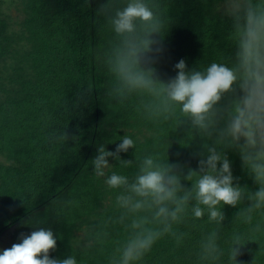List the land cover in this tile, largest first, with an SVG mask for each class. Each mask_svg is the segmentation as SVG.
Wrapping results in <instances>:
<instances>
[{
	"label": "trees",
	"instance_id": "16d2710c",
	"mask_svg": "<svg viewBox=\"0 0 264 264\" xmlns=\"http://www.w3.org/2000/svg\"><path fill=\"white\" fill-rule=\"evenodd\" d=\"M227 1L146 0L165 24L156 37L162 52L148 65L158 80L174 78L180 60L188 70L235 63L234 12L238 9L242 18L249 4L264 0H236L230 9ZM126 3L0 0V252L21 243L22 233L45 228L57 240L50 258L110 264L128 233L118 224L106 227L118 215V191L105 181L112 172L132 176L136 169L109 158L105 177H96L91 160L101 144L114 152L126 135L135 147L120 153L121 159L158 154L180 164L185 174L188 168L198 170L204 141L191 133L189 121L178 109L164 113L162 96L124 90L111 70L121 38L114 35L110 18ZM232 99L233 93L225 94L217 107L226 113ZM64 131L69 140L62 138ZM226 155L234 185L258 190L239 153L230 149ZM247 204L245 199L237 207L225 205L221 225L210 223L207 214L195 219L189 212L173 227L179 240L162 236L136 264H211L201 260L200 245L213 231L224 252L216 264H230L234 233L247 242L239 264H264V211L248 225L239 215ZM257 223L261 228L254 232ZM96 235L100 242L87 247Z\"/></svg>",
	"mask_w": 264,
	"mask_h": 264
},
{
	"label": "clouds",
	"instance_id": "9594fccd",
	"mask_svg": "<svg viewBox=\"0 0 264 264\" xmlns=\"http://www.w3.org/2000/svg\"><path fill=\"white\" fill-rule=\"evenodd\" d=\"M235 2L229 0L228 5L234 6ZM238 11L234 12L237 18L232 28L235 63L229 66L213 62L204 70H188L185 61L180 60L175 65L176 76L166 83L156 78L154 67L148 66L155 62L154 55L162 52L156 37L165 32V24L153 8L146 0H127L111 16V29L121 38V49L111 70L122 88L162 96V111L172 113L178 109L189 121L191 133L204 141V151L199 153L198 170L188 168L185 174L180 164L169 162L168 156L121 159L120 153L135 147L126 135L114 152L103 144L97 146V155L91 160L96 177H105V170L111 166L109 158L123 168L134 165L136 169L132 176L112 172L105 181L110 189L118 191V215L109 218L106 227L118 224L128 233L110 264H136L162 236L177 237L173 227L189 212L195 219L207 214L210 223L221 225L225 219L222 208L237 207L247 199V207L239 215L251 225L254 214L264 211V3L249 4L242 18ZM227 93H233V99L225 113L217 106ZM62 138L70 137L64 131ZM230 149L239 153L258 190L250 192L234 185L226 155ZM182 181L189 182L190 187ZM260 228L257 223L252 231L259 232ZM107 234L105 231L104 236ZM20 239L21 243L0 252V264H77L74 256L50 258L49 253L57 246L51 229L22 233ZM96 242H100L98 235L89 240L87 247ZM246 243L240 233L233 234L228 248L230 264H239L237 257ZM223 255L217 233L210 232L200 245L201 260L216 264Z\"/></svg>",
	"mask_w": 264,
	"mask_h": 264
},
{
	"label": "rangeland",
	"instance_id": "374dc122",
	"mask_svg": "<svg viewBox=\"0 0 264 264\" xmlns=\"http://www.w3.org/2000/svg\"><path fill=\"white\" fill-rule=\"evenodd\" d=\"M228 3H229V0H228V1L226 2V4H225V7H226L227 9L234 8V7H235V4H234V6H229ZM235 3H236V2H235Z\"/></svg>",
	"mask_w": 264,
	"mask_h": 264
}]
</instances>
